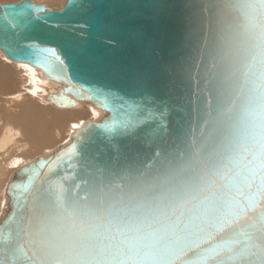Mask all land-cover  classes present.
<instances>
[{
	"label": "water",
	"instance_id": "water-1",
	"mask_svg": "<svg viewBox=\"0 0 264 264\" xmlns=\"http://www.w3.org/2000/svg\"><path fill=\"white\" fill-rule=\"evenodd\" d=\"M0 52L101 113L13 174L0 264H264V0L0 3Z\"/></svg>",
	"mask_w": 264,
	"mask_h": 264
},
{
	"label": "bare ground",
	"instance_id": "bare-ground-1",
	"mask_svg": "<svg viewBox=\"0 0 264 264\" xmlns=\"http://www.w3.org/2000/svg\"><path fill=\"white\" fill-rule=\"evenodd\" d=\"M17 1L20 0H0V3ZM34 1L37 5L54 9H60L65 2V0ZM0 59L4 60L3 63L5 64V66L0 64L1 72L13 66V68L17 67L34 74L37 73V78L39 76V72L31 66L11 62L1 52ZM20 79L21 82L27 81L30 85L32 84L28 89L33 90L32 87L35 84L31 81L34 78L26 76L25 78L20 77ZM38 80L46 84L41 78H38ZM47 88L43 86L44 91L41 95L46 94V91L49 90ZM32 95L33 93H23V90L9 91L4 95L6 96V107L2 109L7 120L3 122L0 120V124L3 125L0 131V218L7 209L8 200L5 188L13 174L20 167L34 161L37 157L49 156L57 148L66 146L70 142L73 133L82 126V122L97 120V115L98 119L101 115L98 110L88 105V109L83 111L82 108L85 105L83 103H79L70 109H61L53 107L42 97ZM83 116L86 118L83 119ZM67 129L70 131L68 136L65 135Z\"/></svg>",
	"mask_w": 264,
	"mask_h": 264
},
{
	"label": "rangeland",
	"instance_id": "rangeland-1",
	"mask_svg": "<svg viewBox=\"0 0 264 264\" xmlns=\"http://www.w3.org/2000/svg\"><path fill=\"white\" fill-rule=\"evenodd\" d=\"M4 60L0 59V64L4 65L5 64L3 63ZM8 67V66H7ZM0 69H1V66H0ZM15 69V70H14ZM2 70V69H1ZM32 72H28L23 70V69H20V68H17V67H14L13 66H10L9 68H6L5 71L1 72L0 71V120L1 122L7 120V117L5 116L4 114V111H3V107L5 108L6 106V102H5V98L6 96L5 93H8L9 91L10 92H15V91H22L23 90V93H26V94H32V96H36V97H42L43 95H41L43 93V86L44 87H48L47 89H50V86L51 85H47L41 81L38 80L36 74L32 73ZM32 77L34 79H32V83L35 84V86H33V90H30L28 88H30L32 86V84L30 85L27 81L26 82H21L22 80L20 79V77L22 78H25V77ZM40 79V78H39ZM30 80V79H28ZM37 81V82H36ZM42 87V89H41ZM31 88V89H32ZM38 94V95H37ZM28 96H31V95H28ZM25 98H27V96H25ZM88 109V106L87 105H83V108L82 110L83 111H86ZM83 119L86 118V117H82ZM98 119V115L96 117ZM85 123V122H82V124ZM1 125V124H0ZM3 125L0 126V131H1V127ZM70 134V131L67 129V131L65 132V135L68 136ZM67 140H69L67 138Z\"/></svg>",
	"mask_w": 264,
	"mask_h": 264
}]
</instances>
